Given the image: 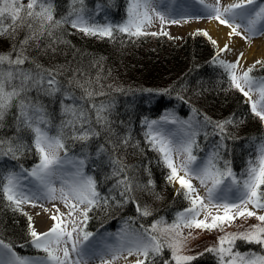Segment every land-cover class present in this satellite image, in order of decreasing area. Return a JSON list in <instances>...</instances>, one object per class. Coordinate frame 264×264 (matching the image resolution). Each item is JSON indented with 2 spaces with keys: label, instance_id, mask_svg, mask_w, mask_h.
Listing matches in <instances>:
<instances>
[{
  "label": "snow or ice",
  "instance_id": "6c2138e0",
  "mask_svg": "<svg viewBox=\"0 0 264 264\" xmlns=\"http://www.w3.org/2000/svg\"><path fill=\"white\" fill-rule=\"evenodd\" d=\"M196 2L203 9V15L196 18L214 19L228 27L229 38L236 35L247 41L264 32V4L257 5V0H238L227 5H221L220 0L214 4L206 0ZM114 3L115 0L106 3L97 0L94 8H89L85 0H68L67 10L57 17L56 0H27L26 4L23 0H0V37L11 41L8 51H0V162L18 161L33 150L38 157V163L31 169L23 165L20 171L0 168V195L12 211L25 216L22 207L25 204L35 207L59 199L67 209L66 213H60L56 208L58 215L50 216L53 223L45 232L36 231L32 217L28 216L29 243L44 255L20 256L11 243L0 239V264H88L95 258H99L100 264H115L121 257L127 260L133 255L137 257L134 264H146V261L157 264L156 258L164 248L170 250L171 257L163 264H190L197 259L185 254L189 240L195 239L193 229L221 233L204 250L214 256L216 264H264V143L257 147L255 159L250 158L238 176L220 151L228 138L227 126L235 123L234 117L213 121L205 116L203 122H193L168 114L159 120L140 119L147 150L156 153L157 164L167 169L166 181L179 184L177 195L182 194L189 207L177 212L171 223L160 218L148 228L141 226L143 231L123 232L111 243L107 239L95 241L94 233L85 231L88 213L93 208L132 203L140 216L148 217L152 215L150 206L141 205L136 194L160 198L155 192L151 169L143 166L148 177L145 182L138 174V167L125 164L120 155L121 150L129 147L144 151L140 141L133 143L131 117L136 102L128 101V119H121L113 96L117 92L126 96L134 93L114 83H105L108 77L104 75L102 60L46 66L40 58L56 54L59 45L69 43L65 39V26L86 38L115 41L116 33L129 38L157 36L156 32L144 31L154 20L163 27L188 19V14L175 9L162 11L158 0H127L126 19L113 24L108 20L107 9ZM101 14L104 23L97 19ZM241 28L247 35H242ZM160 34L167 35L163 31ZM197 34L217 45L206 31L198 30ZM228 51L230 46L225 44L211 62L224 69L230 88L240 92L251 113L264 122V79L251 75L255 65L238 72L243 53L237 55L235 62L218 58L220 53ZM93 69H96L94 75ZM141 91L149 93L144 99L150 102L153 90ZM253 92L256 99L251 95ZM167 94L168 89L156 92L157 96ZM177 99L183 97L178 95ZM52 105H58V111ZM196 111L192 108L193 113ZM208 126L220 139L212 151L200 158L194 154V150H199L197 137L204 131L207 139ZM76 144L80 145V153L70 157L69 152ZM92 147L94 153L89 151ZM89 162L93 171L104 166L109 169L104 179L114 182L106 195L98 191L95 177L85 173ZM68 164L71 172L65 168ZM192 179L199 180L204 188L203 196L193 187ZM57 180L59 190L55 187ZM201 216L204 218L200 219ZM237 218L244 221L254 218L257 223L243 230L227 231ZM184 229L189 230L187 235ZM238 241L257 246L260 251L254 248L241 251Z\"/></svg>",
  "mask_w": 264,
  "mask_h": 264
},
{
  "label": "trees",
  "instance_id": "16d2710c",
  "mask_svg": "<svg viewBox=\"0 0 264 264\" xmlns=\"http://www.w3.org/2000/svg\"><path fill=\"white\" fill-rule=\"evenodd\" d=\"M259 1L264 0H257ZM23 2L26 4L27 0ZM56 2L57 17H59L67 10L68 0H56ZM85 2L89 8H94L97 0H85ZM103 2L106 3V0ZM126 8L127 0H115L114 6L107 9L113 24L120 23L126 18ZM65 28L67 30L65 39L69 43L59 45L56 54L41 57V62L48 66L69 61L75 64L80 60L88 64L94 58L102 60L104 75L108 77L105 83H114L134 93V95L126 96L117 92L113 93V96L116 98L121 119H128L126 109L128 101L136 102L131 117L133 143L140 141V147L144 151L129 147L126 151L121 150L120 155L124 157L125 164L138 167V174L145 182L148 177L143 172V166L151 169L155 192L160 197L154 199L136 194L141 205L150 206L152 215L148 217L140 216L136 212V205L132 203L123 207H116L113 204L109 208H93L88 213L89 219L85 231L97 233L115 229L126 219L131 220L143 231L141 226L148 228L160 218L171 223L177 212L189 207L184 196L177 195L180 186L175 190L172 184L166 181L167 169L157 164L156 153L147 150L139 122L144 117L157 118L167 108L176 109L181 116L192 115L199 122H203L205 116L213 121L234 117L235 123L227 126L228 138L224 141V147L220 149L223 159L230 161L233 171L238 174L246 168L250 158L254 159L255 145L264 139V122L251 113L245 97L237 90L230 88V81L224 69L211 62L216 51L207 37L197 32L187 34L179 40L168 33L162 35L161 32H156L157 36L145 35L139 38H129L126 34L116 33V40L111 41L107 38H86L68 26ZM20 38H23V33L20 34ZM10 43L8 38L0 37V51H8ZM92 72L94 75L96 69ZM251 75L255 78H264V62L254 67ZM145 89L153 90L150 102H145L144 98L149 95L141 91ZM163 89H168L169 94L157 96L156 92ZM178 95L182 96L183 100L177 99ZM52 107L58 111V105H52ZM192 108L197 110L196 113L192 112ZM205 131L209 134L207 139H205L204 131L197 137L199 150H194V154L198 157L203 156L209 146L220 139L219 136L212 134L211 126H208ZM8 134L11 135V132ZM51 134H55V129L51 130ZM27 139L30 142V137ZM89 151L94 153L95 148L92 147ZM69 153L78 155L80 145L73 146ZM36 162L38 157L33 150L31 153L26 152L18 161L6 159L0 162V168L5 171L9 168H18L20 165L29 168ZM92 169L93 165L89 162L85 167L86 172L95 177L98 191L106 195L114 182L104 179L109 169L107 166L97 167L95 171ZM7 204L8 202L0 195V239L11 243L17 254H42L37 253L29 243L28 216L12 211ZM237 243L241 251H247L249 248L260 251L257 246L246 245L239 241ZM20 245L25 246L20 247ZM200 253L203 255H198ZM198 254L194 255L197 259L190 264H216L211 253L202 250ZM170 257V250L164 248L162 254L156 258L157 264H163V261Z\"/></svg>",
  "mask_w": 264,
  "mask_h": 264
},
{
  "label": "rangeland",
  "instance_id": "374dc122",
  "mask_svg": "<svg viewBox=\"0 0 264 264\" xmlns=\"http://www.w3.org/2000/svg\"><path fill=\"white\" fill-rule=\"evenodd\" d=\"M158 2H159L160 9L162 11H168V10L175 9L176 11L188 14L187 22H184L182 20L180 24H164L162 27L158 20H154L152 25L146 27L144 29V31H146V32H161V31H163V32H166L173 37L178 38V40H179V38L184 37L187 34L196 33V32H198V30L206 31L212 39L217 41V45L215 46V51H216L215 55L219 52L220 48H223V46L225 44H228L230 46V49L232 50L233 48H231V43L234 40H237V41H239V43L237 45V48L234 50V52L228 51L226 53H220L218 58L221 60H225L226 62H235L237 55L242 53L243 50H245L246 53L247 52L249 53V50H251V49L255 50L252 55H249L248 57L246 56V58L244 57V58L240 59L239 65H238V72L246 70L247 68L252 67L253 65H255V67L259 66L261 63L260 64L255 63L258 60L261 61L262 63L264 62V54H262V53H259L258 55L256 54V51L260 47L254 45V42L258 39L264 41V32H262L261 34L255 35V36H251L247 41L245 39H243L242 36L233 35L231 38H229L227 34L230 31V29L228 27L220 25L214 19L210 20L207 18H200V19L196 18L197 15H203L202 6L200 4H198L196 2V0H158ZM215 2H216V0H206V3H208V4H214ZM234 2H238V0H220L221 5H227V4L234 3ZM259 4H264V3H259ZM259 4H257V5H259ZM97 19L101 23L105 22L103 14H101L100 17H97ZM108 20L111 21L109 16H108ZM122 22H120V23H122ZM210 23H212L213 25L216 26L215 27L216 30H218L219 28H222L223 32L227 36L225 40H220V38L217 36V35L221 34L220 31H218V33L212 32V30L210 29V27L208 25ZM239 31H241L242 35H247L246 33L243 32L242 28L239 29ZM261 79H263V78H261ZM251 95H252L253 99H256V93L255 92L251 93ZM168 114H172L180 120L188 121L191 119L193 122H196V120L192 119L191 117H187L186 119H181V117H178V115L174 109H168V111H166V112L164 111L162 113V115L158 119H155V120H159L162 116L168 115ZM170 127H174V126L170 125ZM261 143H264V139L255 145L254 159L257 155V147ZM216 145H217V143L210 145V148L200 158L205 157L210 151H212L214 149V147ZM60 156L61 157L64 156L63 151L60 152ZM69 156L71 157L73 155H69ZM65 168L68 172L72 171V167L70 164L65 165ZM15 171H20V169H17ZM181 175H182V173H181ZM191 183H192L193 187L196 189L198 194H200L201 196H203L205 194L204 188L201 187L199 180L192 179ZM172 186L176 190L179 187V184L173 183ZM55 187L57 188V190H59V188H60L59 180L56 181ZM57 194H59V191L57 192ZM22 207H23V212L27 213V216L32 217V222L34 224L36 231H38V232H45L51 227L53 221L50 219V217H48V215L50 213L52 215L53 214L58 215V213H56V208L59 209L60 213H66L67 212V209L64 207V205L60 202L59 199H57L55 201H51V202H43L42 204H37V206H35V207H33L32 204H25ZM45 209H47L48 211H45ZM249 210H251V206H249ZM51 214H50V216H51ZM214 214H215V212H214ZM220 214H222V210H220ZM203 218H204L203 216L200 217V219H203ZM255 223H257V221L254 218H249L247 221H244L240 218H237L233 222V226L231 228H228L227 231L243 230L244 228H247L249 225H252ZM125 224L126 225L123 229H115V230H110V231L114 232V233L125 232V231H141L129 219H126ZM183 231H184V234L187 235L189 230L184 229ZM191 231H192V234L195 237V239L189 240L188 247H187V249H185V254H189V255H193V256L198 254L202 250H205L206 248L212 246L216 241V237L221 234L217 231L208 232V231H201V230H197V229H193ZM105 239H107L110 242V239H111L110 235H106ZM111 242H113V241H111ZM125 255H126V253H125ZM95 259H94L95 261L93 260L90 263L88 262V264H100L99 258H95ZM136 259H137V257L135 255L127 257V260H125L123 257H121L120 259L115 261V264H118L119 262H126L125 264H134ZM141 259H142V257H141Z\"/></svg>",
  "mask_w": 264,
  "mask_h": 264
},
{
  "label": "bare ground",
  "instance_id": "6f19581e",
  "mask_svg": "<svg viewBox=\"0 0 264 264\" xmlns=\"http://www.w3.org/2000/svg\"><path fill=\"white\" fill-rule=\"evenodd\" d=\"M209 25V27H210V29L212 30V32H214V33H218V31H220L221 32V34L220 35H217L219 38H220V40H225L226 39V34L223 32V30H222V28H217L218 30H216L215 29V25H213L212 23H210V24H208ZM238 43H239V41H237V40H234L232 43H231V48H233L232 50H231V52H234V50L237 48V45H238ZM254 45L255 46H259L260 48L256 51V54L258 55L259 53H262V54H264V41H262V40H260V39H258V40H256L255 42H254ZM254 51L255 50H253V49H251V50H249V53L247 52L246 53V51L245 50H243V56H242V58H246V56L248 57L249 55H252L253 53H254ZM51 214V213H50ZM50 214L48 215V217H50ZM52 215V214H51ZM126 262H119L118 264H125Z\"/></svg>",
  "mask_w": 264,
  "mask_h": 264
}]
</instances>
